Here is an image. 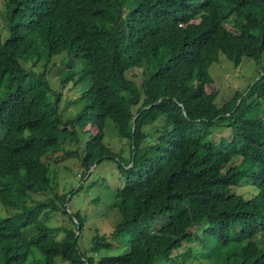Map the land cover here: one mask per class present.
<instances>
[{
	"label": "trees",
	"instance_id": "trees-1",
	"mask_svg": "<svg viewBox=\"0 0 264 264\" xmlns=\"http://www.w3.org/2000/svg\"><path fill=\"white\" fill-rule=\"evenodd\" d=\"M220 54L237 67L262 60L264 0H0V202L11 213L0 216V264H156L186 244V258L226 250L222 264H264V71L220 107L209 73ZM60 58L72 68L64 87L79 64L91 80L70 120L48 78ZM108 119L128 159L106 145ZM62 152L84 175L120 162L111 238L125 253L95 260L112 248L98 235L82 251L85 216L69 211L73 190H55L50 157ZM48 191L62 206L35 197ZM60 210L76 230L49 223Z\"/></svg>",
	"mask_w": 264,
	"mask_h": 264
},
{
	"label": "rangeland",
	"instance_id": "rangeland-1",
	"mask_svg": "<svg viewBox=\"0 0 264 264\" xmlns=\"http://www.w3.org/2000/svg\"><path fill=\"white\" fill-rule=\"evenodd\" d=\"M43 61L38 67H34V70L42 72V66L45 63ZM61 61L60 58L58 62H51V67H53V69L51 70L52 72L48 74V78L52 79L53 89L62 93L60 103L61 115L65 120H70L76 118L82 111L84 104L78 101V99L84 91L90 88L91 80L83 78V68L80 64L77 66L75 65L74 73L77 76L76 79H78V83L69 82L65 84L64 87L62 83L65 73L70 72L72 68H69L70 66H68L69 64L67 63L61 64ZM262 71H264V54L259 63L251 59H244L238 67L224 54H220L219 61L213 64L209 71L220 89V94L216 103L220 107H223L226 102L234 97L236 92H244L256 78H259ZM223 134H229L228 130L225 129ZM80 136L87 137V135L83 134H80ZM84 142V139H82L81 144L65 140L63 144L65 145V150L75 152L82 148ZM105 143L114 152L118 153L120 157L128 159L131 156L130 142L124 140L120 136L115 122L111 119L106 121ZM50 159L53 160L52 169L56 173L57 186L55 190L60 194L70 193V191L73 190L72 194H69L72 196V200L69 204V211H80L81 214L85 216V226L79 240L82 251L91 253L93 238L98 235L108 236L110 243H112V248L107 247L92 254L95 260H99L104 256L125 253L128 250V244L127 246L125 244L122 245L115 238H111L112 233L122 221V214L119 209L114 206L116 202V187L123 183L119 173L121 172L120 162L106 160L102 164L94 167L88 175H84L81 160L77 156L67 155L62 152L60 155L51 156ZM238 191L246 196L256 193V190L252 187H242L238 189ZM35 197L42 200L54 199L58 205L62 206L60 199L55 196L53 191L41 193L35 195ZM12 212L14 211L12 210ZM9 214L11 213H9L0 202V216ZM49 223L53 227L72 228L76 230L74 224L62 210L53 211ZM31 231H25V233H31ZM64 236V233L59 234L60 238ZM199 248L200 247L195 248V250L199 252ZM189 250V244H186L182 249L174 253L171 262L160 260L156 262V264H222L225 263L229 254L226 250L221 252L216 250L212 257H204L202 254L204 259L200 261L195 255H193L194 257L192 258H186V254ZM203 250L206 253H213L211 247H205L202 251ZM34 262L35 256L29 259L28 264H34ZM57 264L68 263H63L58 259Z\"/></svg>",
	"mask_w": 264,
	"mask_h": 264
}]
</instances>
